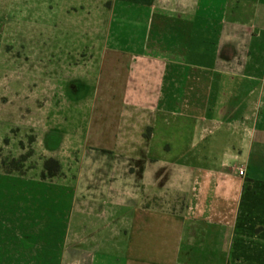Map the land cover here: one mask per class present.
Returning a JSON list of instances; mask_svg holds the SVG:
<instances>
[{
    "label": "crops",
    "instance_id": "crops-1",
    "mask_svg": "<svg viewBox=\"0 0 264 264\" xmlns=\"http://www.w3.org/2000/svg\"><path fill=\"white\" fill-rule=\"evenodd\" d=\"M132 1L166 66L147 141L201 156L168 159L185 167L165 185L151 154L70 182L0 171V264H264V0Z\"/></svg>",
    "mask_w": 264,
    "mask_h": 264
},
{
    "label": "rangeland",
    "instance_id": "rangeland-1",
    "mask_svg": "<svg viewBox=\"0 0 264 264\" xmlns=\"http://www.w3.org/2000/svg\"><path fill=\"white\" fill-rule=\"evenodd\" d=\"M13 3L0 26V171L41 179L51 158L59 171L46 179L70 182L85 174L92 156L103 168L112 159L134 173L139 158L151 154L165 185L173 169L185 167L168 159L182 150L201 156L197 145L175 144L172 130L158 144L147 141L166 66L160 49L154 59L139 48L134 1ZM167 137L168 145L160 141Z\"/></svg>",
    "mask_w": 264,
    "mask_h": 264
},
{
    "label": "trees",
    "instance_id": "trees-1",
    "mask_svg": "<svg viewBox=\"0 0 264 264\" xmlns=\"http://www.w3.org/2000/svg\"><path fill=\"white\" fill-rule=\"evenodd\" d=\"M25 156H21L20 160H24ZM59 171V164L56 160L51 158L47 159L43 164V170L41 172V179L52 178Z\"/></svg>",
    "mask_w": 264,
    "mask_h": 264
},
{
    "label": "built area",
    "instance_id": "built-area-1",
    "mask_svg": "<svg viewBox=\"0 0 264 264\" xmlns=\"http://www.w3.org/2000/svg\"><path fill=\"white\" fill-rule=\"evenodd\" d=\"M237 174H238L239 176H243V175H244V169H243V168H239V169H237Z\"/></svg>",
    "mask_w": 264,
    "mask_h": 264
}]
</instances>
